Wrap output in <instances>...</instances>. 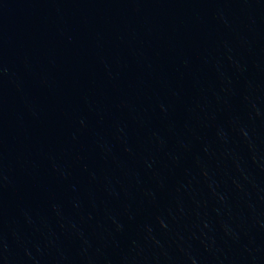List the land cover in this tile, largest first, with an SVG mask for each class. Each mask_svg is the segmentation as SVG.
<instances>
[{
  "label": "water",
  "instance_id": "water-1",
  "mask_svg": "<svg viewBox=\"0 0 264 264\" xmlns=\"http://www.w3.org/2000/svg\"><path fill=\"white\" fill-rule=\"evenodd\" d=\"M0 264H264V0H0Z\"/></svg>",
  "mask_w": 264,
  "mask_h": 264
}]
</instances>
